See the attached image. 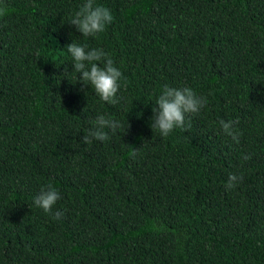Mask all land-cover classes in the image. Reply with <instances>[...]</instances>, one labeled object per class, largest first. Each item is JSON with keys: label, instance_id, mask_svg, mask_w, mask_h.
<instances>
[{"label": "trees", "instance_id": "obj_1", "mask_svg": "<svg viewBox=\"0 0 264 264\" xmlns=\"http://www.w3.org/2000/svg\"><path fill=\"white\" fill-rule=\"evenodd\" d=\"M3 2L0 264H264V0H95L113 22L94 37L68 23L85 0ZM72 42L113 59L119 103L77 79ZM166 85L207 103L164 137ZM98 115L121 127L85 144Z\"/></svg>", "mask_w": 264, "mask_h": 264}, {"label": "clouds", "instance_id": "obj_2", "mask_svg": "<svg viewBox=\"0 0 264 264\" xmlns=\"http://www.w3.org/2000/svg\"><path fill=\"white\" fill-rule=\"evenodd\" d=\"M9 11L7 4L0 0V18L6 16ZM112 22L113 15L110 9L96 4L95 0H85L68 23L75 26L82 36L94 37L104 32L106 26ZM66 49L73 60L72 71L79 74L77 79L94 89L101 101L112 105L119 103L121 98L117 97V93L121 87L120 81L123 74L114 66L113 59L103 49H88L87 45H78L75 42L68 44ZM66 71L69 72L67 68L64 73ZM206 103V98L198 96L190 87L175 88L166 85L155 102L158 107H153L150 126L152 130L156 129L162 136L167 137L176 128L185 129L186 115L198 114ZM93 123L94 127L82 137V142L85 144H91L93 140L108 141L109 132L105 130L115 133L121 127L118 121L108 119L104 115H98ZM219 124L223 133L234 143L240 142L241 133L234 128V122L220 120ZM130 155L136 156V148H133ZM250 158L248 155L243 157L244 160ZM241 180L242 177L229 174L225 185L226 190L234 189ZM60 198V193L48 186L46 189H41L34 198V204L45 213H51L53 206ZM54 218L59 219V214Z\"/></svg>", "mask_w": 264, "mask_h": 264}]
</instances>
